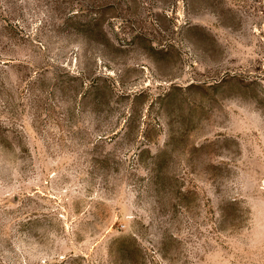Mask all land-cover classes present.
<instances>
[{
    "label": "rangeland",
    "instance_id": "1",
    "mask_svg": "<svg viewBox=\"0 0 264 264\" xmlns=\"http://www.w3.org/2000/svg\"><path fill=\"white\" fill-rule=\"evenodd\" d=\"M0 264H264V0H0Z\"/></svg>",
    "mask_w": 264,
    "mask_h": 264
}]
</instances>
